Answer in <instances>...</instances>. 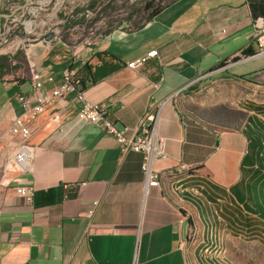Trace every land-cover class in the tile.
Here are the masks:
<instances>
[{
	"label": "crops",
	"instance_id": "0c3cea01",
	"mask_svg": "<svg viewBox=\"0 0 264 264\" xmlns=\"http://www.w3.org/2000/svg\"><path fill=\"white\" fill-rule=\"evenodd\" d=\"M255 31L246 0H174L141 27L116 29L92 47L31 44L26 71H0V264H195L191 255L213 264L204 249L213 248L211 230L224 220L220 202L240 237L264 241L257 197L264 177L248 199L251 173L243 167L252 156L245 131L250 121L264 124V56H254ZM154 50L157 57L139 64ZM103 53L123 67L89 84L85 98L105 105L129 135L147 112L157 114L167 152L154 162L158 187L147 189L141 153H122L113 136L78 117L74 93L12 132L21 114L16 94H50L67 70L99 65ZM35 71L45 80L39 92ZM21 145L30 148L26 170L15 162ZM26 186L34 189L31 204L19 191ZM192 226L202 229L203 242L189 254Z\"/></svg>",
	"mask_w": 264,
	"mask_h": 264
},
{
	"label": "rangeland",
	"instance_id": "374dc122",
	"mask_svg": "<svg viewBox=\"0 0 264 264\" xmlns=\"http://www.w3.org/2000/svg\"><path fill=\"white\" fill-rule=\"evenodd\" d=\"M173 1L0 0V58L16 57V63L6 64L4 70L9 74L19 68L26 71L25 49L31 44L49 41L50 34L54 35V41L65 42L73 48L92 47L116 29L141 27L153 9L166 7ZM149 5L153 8L149 9ZM219 204L222 206L216 205L217 213L224 220L211 230L213 248L204 249L207 256L219 264H264V241L255 237V233L240 237V232L228 225L229 210L224 203ZM229 204L228 201V208L232 210ZM202 242V229L193 227L186 246L188 253H193ZM191 258L197 264L192 255Z\"/></svg>",
	"mask_w": 264,
	"mask_h": 264
},
{
	"label": "built area",
	"instance_id": "2783aa9c",
	"mask_svg": "<svg viewBox=\"0 0 264 264\" xmlns=\"http://www.w3.org/2000/svg\"><path fill=\"white\" fill-rule=\"evenodd\" d=\"M254 42L257 46V52L254 56H264V23L259 29H255ZM51 42H55L52 39ZM158 56V51L154 50L149 52L140 63L145 62L149 58ZM133 66V65H132ZM49 81L52 78H48ZM32 89L39 92L44 88V78L35 71L31 76ZM82 81L79 77V72L75 70H67L64 73L63 84L54 89L50 94H33L28 96L22 92L15 95V99L20 103L21 114L18 115L13 122L12 132L14 134L25 131L27 121L36 119L41 115L46 106L52 103L55 99L61 98L69 93L76 95L77 101L80 103L78 117L86 122L94 124L97 128L101 129L107 135L113 136L119 144L122 153L134 151L143 155L142 172L147 181V189L149 187L157 186V176L159 173L154 169V162L158 159L167 157L165 141L158 136L156 132L157 114L153 111L147 112L141 119L139 127L135 130L134 134L129 135L128 128H118L106 115L105 105L90 103L86 98L82 89ZM59 118L57 117L56 120ZM30 155V148L21 145L16 152L15 162L23 169H27V160ZM185 165L177 167L180 171ZM21 195L24 197L28 204L33 202L34 189L32 187H21L19 189ZM99 202H93L88 210V217L92 218L97 210ZM187 221V220H186ZM184 224V221H182ZM194 226H192L193 229ZM187 235V232L186 234ZM67 264V263H65ZM133 264H137L134 262Z\"/></svg>",
	"mask_w": 264,
	"mask_h": 264
},
{
	"label": "trees",
	"instance_id": "16d2710c",
	"mask_svg": "<svg viewBox=\"0 0 264 264\" xmlns=\"http://www.w3.org/2000/svg\"><path fill=\"white\" fill-rule=\"evenodd\" d=\"M246 3L251 13L253 26L255 29H259L264 23V0H246ZM148 8L152 9L153 5H149ZM164 8L165 7L153 9L150 13V17L148 20H151L152 18L157 16ZM244 54L251 53L250 51H245ZM97 56L98 58H100L99 65L93 66L90 64H86L83 67L82 71L79 72V77L82 81L81 86L83 90H85L89 84L97 83L103 80L104 78L114 74L123 67V63L121 61H119L117 58L108 53L99 54ZM8 63L11 64L9 62L8 57L0 58L1 75L2 71L4 70V67L6 66V64L8 65ZM222 65H224V63H222L221 66ZM245 134L249 139V150L252 153L250 161L248 160L247 156L243 161V167L244 163L246 166L247 162L250 168L249 172L251 173L250 180L252 181V184H248V191H245L246 195H248V197L246 198L249 199L253 195L254 197H256L255 190L257 188V183L260 182L261 179L264 177V124L256 120L250 121V126L247 128V131H245ZM257 197L261 202L264 201V191L258 194ZM239 198H245V195L241 196V194H239ZM213 264L219 263L213 261Z\"/></svg>",
	"mask_w": 264,
	"mask_h": 264
},
{
	"label": "water",
	"instance_id": "95a60500",
	"mask_svg": "<svg viewBox=\"0 0 264 264\" xmlns=\"http://www.w3.org/2000/svg\"><path fill=\"white\" fill-rule=\"evenodd\" d=\"M53 37H54V35H53V34H50L47 38H48L49 40H52ZM188 226H189V221L187 220L186 223H185V228H184V232H185V234H186V232H187V228H188Z\"/></svg>",
	"mask_w": 264,
	"mask_h": 264
}]
</instances>
